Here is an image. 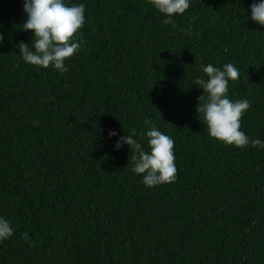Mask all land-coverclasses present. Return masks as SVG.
Instances as JSON below:
<instances>
[{
  "label": "trees",
  "instance_id": "obj_1",
  "mask_svg": "<svg viewBox=\"0 0 264 264\" xmlns=\"http://www.w3.org/2000/svg\"><path fill=\"white\" fill-rule=\"evenodd\" d=\"M23 2L0 0V264H264V148L211 138L195 85L233 64L241 131L264 141L260 0H189L176 27L149 0H65L85 6L86 43L64 73L19 54ZM145 118L175 142L173 183L145 186L115 148L135 129L148 151Z\"/></svg>",
  "mask_w": 264,
  "mask_h": 264
},
{
  "label": "clouds",
  "instance_id": "obj_2",
  "mask_svg": "<svg viewBox=\"0 0 264 264\" xmlns=\"http://www.w3.org/2000/svg\"><path fill=\"white\" fill-rule=\"evenodd\" d=\"M156 10L165 14L168 18L163 20L164 24L176 27L171 18L177 14H184L189 8V0H149ZM251 20L264 25V0L253 3L251 6ZM23 10L26 20L20 27L24 31L32 32L31 44L21 41L16 47L23 60L31 65L49 68L53 67L60 73L68 71L65 64L85 45L80 38V30L85 24L84 4H71L65 0H24ZM0 34V43L3 42ZM31 45V47H29ZM203 73L207 79L197 78L195 85L203 89L198 100L196 113L202 114L211 138L225 144L244 149L249 145L264 148V141L250 139L241 131V119L243 114L250 109L248 100L232 101L228 98L229 81L238 80L239 70L231 63L223 65V70L212 64L202 66ZM144 124L148 130L141 133L147 138L148 151L134 136L135 129L128 136H121L115 142V148L119 149L127 144L134 151L132 160L134 162L132 171L142 175L145 186L152 188L165 183H173L176 180L177 168L175 166L174 140L158 130L157 126L148 118ZM115 131H109V137L116 136ZM14 234L11 223L0 217V241L7 240ZM23 239L28 241L27 232L21 233Z\"/></svg>",
  "mask_w": 264,
  "mask_h": 264
}]
</instances>
